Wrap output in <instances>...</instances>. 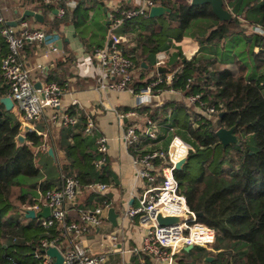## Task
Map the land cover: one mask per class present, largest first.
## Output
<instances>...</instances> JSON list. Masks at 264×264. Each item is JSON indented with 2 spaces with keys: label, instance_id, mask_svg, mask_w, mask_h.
Listing matches in <instances>:
<instances>
[{
  "label": "trees",
  "instance_id": "1",
  "mask_svg": "<svg viewBox=\"0 0 264 264\" xmlns=\"http://www.w3.org/2000/svg\"><path fill=\"white\" fill-rule=\"evenodd\" d=\"M224 1L225 6L242 19L264 24V0ZM154 2L169 7L171 12L158 17L140 15L126 19L116 29L118 34L129 35L128 39L133 41L132 45H122L124 53L134 62L132 85L138 90L150 84L158 74L165 75L182 65L171 87L184 98L135 110L156 121L162 133L152 148L160 141L167 147L173 132L193 147L175 176L190 209L202 213L198 220L216 229L214 248L219 250L208 251L200 246L183 249L178 254L179 262L264 264V39L249 32L237 16L219 20L209 4L192 5L188 0ZM16 3L21 9L30 6L45 15L54 13L56 8L65 9L63 17L54 14L49 21L46 17L47 37L51 29L72 22L92 56L97 47L104 45L110 25L108 18L100 15L102 0H84L76 6H71L68 0H17ZM131 7L133 3L124 5L125 9ZM186 38L200 43L192 60H183L180 48L176 53L171 50L174 44ZM27 44L29 42L24 47ZM256 46H261L262 51L256 52ZM0 47L2 97L9 94L1 68L8 52L2 35ZM164 50L168 51L169 59L164 66H157L156 55ZM71 61V53L58 61L55 69L48 72L47 82L54 81L65 88L68 83L58 70ZM136 76L140 80H136ZM191 93H201L206 105L190 103L186 97ZM207 107H214L216 113L209 115ZM129 110L132 108L125 109ZM65 112L77 118V123L52 129L49 141L56 153L52 157L49 152L35 151L44 141V136L36 131L27 134L29 143L17 145L15 138L22 124L0 102V264H43V240H56L62 248L78 241L75 234L63 236L64 228L59 221L48 226L43 216H25L26 209L39 201V191L60 188L64 177L69 175L78 177L81 188L89 192L91 184L111 182L107 158L104 164L96 165L102 157L96 144L98 131L85 133L87 116L77 105H71ZM221 112L224 115L220 116ZM232 126L240 142L224 148L216 132L221 127ZM129 149L137 154L135 147ZM75 204H69L68 211ZM109 204L107 195L91 190L86 202L77 207V215L68 212L66 220L80 217L84 210L105 208ZM227 248L235 250L232 263L229 253L224 251ZM143 255L151 261L149 255ZM209 256L213 260H207Z\"/></svg>",
  "mask_w": 264,
  "mask_h": 264
},
{
  "label": "built area",
  "instance_id": "2",
  "mask_svg": "<svg viewBox=\"0 0 264 264\" xmlns=\"http://www.w3.org/2000/svg\"><path fill=\"white\" fill-rule=\"evenodd\" d=\"M48 1V0H46ZM72 1V0H71ZM126 3H133L134 7L125 9ZM157 5L154 0H121L110 12L111 25L108 32V41L104 46L94 50V57L97 59L104 77L103 87L117 90L129 91L136 97L137 107L149 106L154 104V97L159 96L172 88L182 65L172 71H167L165 75H160L153 81L142 86L138 90L133 87L134 62L131 57L126 55L122 49L124 43L130 42L127 35H120L116 32L126 19L136 16H149L152 6ZM3 6H0V35H2L8 45V52L2 59L3 77L8 83L9 94L14 101V107L19 111L20 119L23 124L30 126V132L36 131L44 136L43 143L36 148V152H48L50 144L46 132H38L35 125L46 111H50V119L59 126H70L77 123V118L70 116L65 110L61 109V97L64 87L57 82L43 83L40 87L32 79L30 68L22 59V49L29 42H43L46 38L44 28L33 26L28 20H21L16 25H8L3 13ZM232 16L236 15L230 10ZM59 17H63L65 9H57ZM119 14V16H118ZM242 19V18H241ZM245 28L252 33L258 34L264 39V24L248 22L244 19ZM55 49V45H52ZM256 52H261L262 47L256 46ZM167 51H160L156 55V65L164 66L168 58ZM193 57H189L192 60ZM40 69H44L42 63H38ZM164 84L166 87H161ZM176 91V90H175ZM186 99L192 103H199L205 106L201 93H191ZM209 115L216 113L214 107H207ZM119 118H136L138 112L135 109L118 112ZM98 130L97 121L93 115H87L85 133L94 134ZM159 129L156 121L147 117L145 124H130L124 131L123 140L128 148L135 147V163L137 174L145 183L143 192L137 205L128 207L125 215L132 223H138L146 229L143 243L135 246L131 252L149 255L152 264H178L176 255L188 245L204 247L207 250L219 251L214 248L216 243V229L198 220L195 211L188 206L186 197L179 191V183L175 176L176 164L184 156L188 155L193 147L185 141L178 133L173 132L167 147L156 143ZM26 143H29L26 141ZM97 149L102 157L96 161V165L104 164L107 158L109 142L105 135H100L97 140ZM92 190L99 193H106L110 185L97 182L89 186ZM81 191V181L74 175L64 177L60 188H53L46 192L39 191V201L29 209L35 210L37 216L45 207L50 208V215L44 217L45 225H53L59 221L64 228L63 236L75 234L81 237L85 232L100 227L104 223V211L109 206L98 207L95 210H84L81 212L79 222L74 220L67 221L68 203L76 202ZM180 216L178 222L167 225H160L157 215ZM119 237L114 233H108L101 240V250L92 251L80 241H72L67 248H62L56 240H43L42 245L45 251L50 246H56L64 256L63 264H104L111 251L121 249L118 247ZM43 264H56L55 259L48 256L45 252Z\"/></svg>",
  "mask_w": 264,
  "mask_h": 264
},
{
  "label": "crops",
  "instance_id": "3",
  "mask_svg": "<svg viewBox=\"0 0 264 264\" xmlns=\"http://www.w3.org/2000/svg\"><path fill=\"white\" fill-rule=\"evenodd\" d=\"M10 1L13 3L6 5L4 0H0V6L4 7L3 13L6 21L7 23H19L20 17L26 9H30V6L21 9L16 3L17 0ZM68 1L71 6H76L80 1L84 0ZM120 2L121 0H102L100 15L104 14L105 18H108L109 25H111L110 12L114 6ZM57 9L58 8L55 10ZM38 13L43 15V21L34 16H27L26 18L33 26L41 28H48L44 23L46 17L49 21L53 19L55 15L58 16V13L55 11L54 13L48 12L46 15L42 13V11H38ZM109 30L110 26L108 32ZM55 35L56 38L53 39L52 36ZM128 37L129 35H127V39ZM59 40L62 41L61 44H58ZM107 43H109L108 34L104 45ZM127 44L132 45L133 41L127 42ZM52 45H55V49ZM178 48H180L183 53V60L184 58L189 60V57H194L199 51L200 43L196 39L186 38L181 43L174 44L171 50L176 53ZM0 53H2L1 47ZM70 53L73 55V61L68 62L64 69L58 70L60 74H62L61 78L64 80L66 79L68 83L65 85L61 97V109L65 110L71 105H77L86 116L93 115L95 117L99 135H105L108 138L109 149L106 168L112 178L111 182L107 183L110 185L109 190L106 193L98 192L101 195H107L110 199L109 207L104 211L105 220L103 225L85 232L79 237L78 241L92 251L97 252L102 249L100 243L103 236L108 233H114L119 237L118 247L121 249L111 251L104 264H152L153 260L151 257V261H149L147 256L143 255L144 253L136 254L131 252L133 247L140 246L143 243L146 229L138 223H132L125 215V211L128 207L139 203V198L143 192L145 183L138 177L135 155L130 151L123 140V134L130 124H145L147 117L138 113V117L136 118L131 117L121 120L116 111L126 112L125 109L127 107L135 109L137 107L136 97L129 91H117L103 87V83L106 79H104L102 75L101 67L97 59L87 50L84 41L77 33L76 27L72 22L67 24L61 23L57 29H51L49 36H46L43 42L27 44L22 50L21 55L23 61L31 70L32 79L36 85L41 86L43 83H47L46 77L48 72L55 69L56 63L65 59ZM38 63H42L44 69H40ZM152 74L153 71L150 72V75ZM135 78L136 80H140L138 76ZM0 86H2L1 76ZM183 98L184 96L181 92L167 90L159 96L154 97V103L156 105H162L165 101H182ZM50 115V111H46L35 125L38 132L43 133L47 131L46 134L49 144V134L52 129L54 127H60L52 122ZM161 134L159 130L158 135ZM158 143L162 144V141ZM50 147L53 148L51 145ZM51 156H56L55 151L54 155ZM59 157H61V155H59ZM91 190L90 188V192ZM90 192L89 190L81 188L77 201L74 202L76 204L74 207H71V210L69 209L68 212H70V214L72 213V215H77V207L86 202L90 196ZM69 204L73 203H68L67 208H69ZM109 208H114L117 213L116 225L108 218L107 212ZM78 218L80 219L79 215L76 216V218L73 217L71 220L79 222L76 220ZM224 251L229 253L230 262L232 263L235 250L233 248H227L224 249ZM178 254L176 255V261L180 264Z\"/></svg>",
  "mask_w": 264,
  "mask_h": 264
},
{
  "label": "water",
  "instance_id": "4",
  "mask_svg": "<svg viewBox=\"0 0 264 264\" xmlns=\"http://www.w3.org/2000/svg\"><path fill=\"white\" fill-rule=\"evenodd\" d=\"M192 5H201V4H209L212 8V11L214 14L219 18L221 21H227L232 19V13L229 8L225 6V1L224 0H188ZM57 12V10H55ZM171 9L169 7L163 6V5H154L151 7L149 16L150 17H158L165 15L166 13H170ZM27 16H34L37 19L43 21V15L35 12L32 9H26L23 13V15L20 17V21L24 20ZM16 22H8V25H16ZM62 41L59 40L58 44H61ZM111 42H109L110 44ZM185 60V58H184ZM40 87V85H37ZM0 102L4 104L5 110L6 111H12L16 118L17 121L22 123L20 119V114L19 111L14 107V101L11 98L10 95H5L0 97ZM224 115V112L220 113V116ZM30 132V126L28 124H23V132H19V134L16 136L15 140L18 146H23L26 143V137L27 134ZM217 136L219 137L220 142L222 143L223 147L226 148L232 144H238L240 142L239 135L235 133V126L232 127H221L217 130ZM49 154L54 155V150L53 148L49 149ZM188 159V155L184 156L182 159H180L177 164L176 168L181 169L183 165L186 163ZM50 208L45 207L42 212L38 214V216H43V217H48L50 215ZM108 218L110 221L113 222L114 225L117 224V213L115 212L114 208H109L108 209ZM202 213L197 212L196 215L199 217ZM25 216L28 218H36L37 214L35 210L29 209L26 213ZM181 219H183L180 216H163L162 214L157 215V221L160 225H167L171 224L174 222H178ZM193 245H188L185 247V250H191L193 249ZM46 254L52 258L55 259L56 264H63L64 262V256L62 252L58 249L56 246H50L46 251ZM207 260L211 261L213 260V257L209 256L207 257Z\"/></svg>",
  "mask_w": 264,
  "mask_h": 264
},
{
  "label": "rangeland",
  "instance_id": "5",
  "mask_svg": "<svg viewBox=\"0 0 264 264\" xmlns=\"http://www.w3.org/2000/svg\"><path fill=\"white\" fill-rule=\"evenodd\" d=\"M230 67H234L233 65H230Z\"/></svg>",
  "mask_w": 264,
  "mask_h": 264
}]
</instances>
